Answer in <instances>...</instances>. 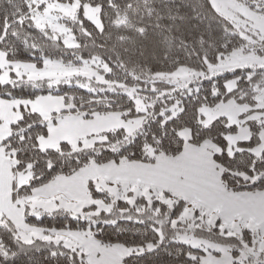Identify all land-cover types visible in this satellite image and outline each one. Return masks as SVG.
<instances>
[{
	"label": "snow or ice",
	"instance_id": "snow-or-ice-1",
	"mask_svg": "<svg viewBox=\"0 0 264 264\" xmlns=\"http://www.w3.org/2000/svg\"><path fill=\"white\" fill-rule=\"evenodd\" d=\"M208 2L213 12L221 15L233 28H239L238 23L221 14L217 0ZM49 7L37 5L38 10L45 12ZM83 7L84 5L77 9V15L73 19H79V11ZM256 8L259 10L261 4L257 3ZM246 14L257 22L251 26L245 24L243 32H230L226 24L224 33L228 36L239 35L247 44H264V12L248 11ZM84 20L103 32L102 22L96 25V21L87 13L84 14ZM84 20H79L81 29L85 35L90 36L87 29L83 28ZM50 23L51 21H46L41 24L36 21V27L43 32L45 39L48 38V33L44 28ZM9 26V22L5 20L4 35L0 36V42L6 39ZM144 31L146 30L141 29V34ZM248 31L253 35L248 36ZM253 37H258V41ZM51 39L56 41L57 37L53 36ZM62 43L65 47L81 46L78 41L72 45L66 40ZM230 43V39L222 42L214 58L204 55L203 67L200 69L177 62L176 67L170 71L151 73L154 78H172L171 83L176 84L173 91L188 88L193 83V77H201L199 84L195 85L197 95L206 80L210 82L209 94L213 99L220 97L222 93L225 96L223 101L200 105L196 109L197 123L202 130L211 129L217 121L222 120V130L217 136H199L197 139V134L189 126L183 129L173 128L178 146L171 154L165 147V132L160 136L153 133V143L141 145L140 151L144 158L137 160L122 155L123 148L118 147L116 141L110 147L107 146V135L93 143H88L86 139L75 144L68 139L54 142V134L64 126L61 115L75 117L77 108L75 97H67L71 102L66 103L65 95L53 96L50 90L56 86L59 91L57 82L48 84L49 91H37L35 95L13 96L11 91L0 95V110L6 107L15 116L5 121L0 115V173H6L8 177L6 184L0 182V264H16L19 255L31 250L46 251V258L58 261V264H140L145 257L157 253L166 243L190 249L184 252L185 260L190 264H264V221L254 223L245 215V212L253 210L264 214V120L260 118L264 116V103H261L264 101V86L261 84L264 80V57H252L251 52L245 51L243 44L229 50ZM38 50V46L33 45L31 55L34 57ZM8 55V52L0 51V56L6 60ZM234 57L239 62L230 63ZM80 60L83 64L87 63L83 57ZM7 62L31 68L40 78L55 74L57 67L61 69V74L80 72L87 75L83 69H68L64 67L62 60L52 61L50 58L42 57L39 67L34 60ZM222 64L229 66L224 71H217ZM50 65L53 71H42ZM238 70H247V74L241 77L237 74ZM12 73H15L14 77ZM12 73H9L8 80H0V87L7 85L15 90L22 83H27V80H33V76L29 74L27 80L21 82V73L16 68L12 69ZM226 73H231V77ZM98 79L102 80L103 77ZM220 79L222 84L218 87ZM242 81L245 88L240 87ZM165 82L167 81L164 79H153L151 90L155 92V85ZM79 86L86 91H93L87 85ZM36 87L33 80V88ZM249 90L252 92L253 104L246 102ZM192 92L193 89L188 88L187 95H192ZM233 93L239 95L233 97ZM207 98L206 95L204 99ZM56 100L61 106L52 107L49 112L41 111L38 107ZM241 101L245 103L241 105ZM229 102L240 107L234 119H230L227 114L230 110ZM221 103L224 104L225 112L204 123V109L215 108ZM176 105L180 106L179 112L170 108L166 115L164 110L160 111L157 118L160 119L161 128L183 114V101L177 100ZM79 107L83 108V104ZM143 110L136 109L137 112ZM92 115L97 113L93 112ZM86 116L88 112H81V118ZM5 129L6 135L3 134ZM104 131L110 132L112 129ZM125 131L123 139L127 140L128 136L133 135V130ZM135 139L133 136L130 142ZM97 143H104L106 146L102 151L86 154L83 164L80 157L75 156V163L80 165L79 168L73 169L68 175L62 170L58 171V165L65 163L60 159L65 155V148L69 158H72L74 153L93 149ZM189 147L198 151L188 156ZM104 152L113 153L119 159L103 162L117 170L114 175L106 177L103 193L96 179L90 177L85 181L80 196L73 195L76 188L73 182L75 175L82 172L89 163L99 167L97 157ZM245 155L249 157L246 167L231 166L238 157ZM131 156L135 157L136 153L132 152ZM162 161H167V165L162 166ZM125 163L139 165L145 171L141 175L134 169L122 170L121 166ZM196 165L207 176V183L203 186L197 179ZM238 187L244 191L237 190ZM57 215L68 217V222L59 228L30 222V218L40 221L43 217L54 218ZM121 224L139 227L129 232L126 227H120ZM109 229L118 236L130 233L132 239L123 242L106 241L102 233ZM165 229L173 235H168ZM197 232H215L221 240H209L197 235ZM246 236L248 239H245ZM222 241L233 243L225 244ZM182 248L177 250L181 251Z\"/></svg>",
	"mask_w": 264,
	"mask_h": 264
},
{
	"label": "trees",
	"instance_id": "trees-1",
	"mask_svg": "<svg viewBox=\"0 0 264 264\" xmlns=\"http://www.w3.org/2000/svg\"><path fill=\"white\" fill-rule=\"evenodd\" d=\"M31 1L0 0V36L4 35L5 20L10 25L7 29L6 39L0 42V51L9 53L6 61L32 62L34 60L38 67L42 57L50 58L52 61L62 60L63 65L72 67L83 65L80 57L86 61L96 58L103 65H106L108 72L101 71L100 73L103 74L105 81L111 84L112 90H101L95 87L92 92H89L76 84H68L63 81L57 82L59 91H57L56 86L50 91L56 97L65 95L66 103L71 102L67 97H75L76 117L82 120H92L106 115H118L124 122L142 119L141 125L132 136H128L127 140L123 139L126 135V131L123 129H114L99 135V138L108 136L107 146L110 147L112 142L116 141L118 142L117 146L123 148L122 155H128L130 159L137 160L144 158L140 151L141 145L153 143V133L157 136H160L162 132L167 133V136L163 138L166 142L165 147L171 154L178 146L173 128L183 129L185 126H189L197 134V139L199 136L215 138L222 130V120L217 121L211 129L207 130H202L197 123L196 109L200 105H212L216 104L217 100H225L223 93L220 97L213 99L209 94V81H204L199 95L195 92V85L199 84L201 79L195 81L192 95L189 96L187 95L188 92L182 88L173 91L176 89V84L171 83L165 77L154 78L151 75L156 71H170L176 67L177 62L181 65L200 69L203 67L202 57L208 55L210 59L214 58L216 51L225 40L230 39L231 41L229 50L242 44L245 45L239 35L228 36L224 33L223 29L226 24L230 32L236 31L231 24L213 12L208 0H77L80 5L99 7L100 21L103 24V32H101L95 25L84 20L82 10L79 11L78 20L66 21V25L71 29L70 32L74 36V42L78 41L81 45L78 48L65 47L61 39L53 41L51 39L52 33L47 29L44 30L48 33V38L45 39L43 32L37 29L33 21L32 8L37 7V5L30 3ZM51 1L57 0H48V2ZM239 1H243L255 10H257V3H260L261 8L257 11L264 12V2L260 0ZM109 4L112 6L109 7ZM42 5L45 6L44 3ZM79 20H84L83 28L87 29L91 34L90 36L83 33ZM141 29L146 31L141 34ZM14 33L15 35H13ZM33 45L38 46L39 49L35 51L34 57L31 55ZM11 65L16 64H10L8 67L10 71ZM237 74L243 77L247 74V70L244 72L238 70ZM12 75L14 77L15 73ZM226 75L231 77L232 74L226 73ZM153 79H164L167 82L156 84V91L153 92L151 90ZM26 80L23 77L21 82ZM84 80L80 78V81ZM34 82L37 85L36 88H33V81L29 80L15 90L5 85L0 87V95L7 91H11L13 96L35 95L37 91L47 92L49 91L48 84L54 81L39 80ZM221 84L222 79L217 82V86L219 87ZM261 84L264 86V80L261 81ZM240 87L245 88L243 81ZM127 93L131 95L129 96ZM206 95L207 100L204 99ZM238 95L239 93H233V97ZM251 96L252 92L249 90V98L246 101L248 104H253ZM136 98L154 106H147L145 111L137 112ZM177 100L183 101L185 109L183 114L161 128L160 119L157 118L160 111L164 110L167 115L170 106ZM243 103L245 102H240L241 105ZM81 104H83V108L79 107ZM84 111L88 112V116L81 118V112ZM93 112H96L97 115L93 116ZM125 112L128 114L124 115ZM63 116L61 115L60 118ZM133 136L136 139L134 142H130L133 140ZM125 144L127 147H124ZM105 146L104 143H97L95 148L76 152L72 158H69L67 148H65V155L60 158L65 163L58 165V171L62 170L65 175L70 174L73 169L80 167L79 164L75 163V156H79L81 164H83L86 154H91L97 150L102 151ZM132 152L136 153L135 157L131 156ZM110 159H119V157L110 152H104L102 156L97 157L100 166L105 165L103 162ZM248 162L249 157L245 155L238 157L231 166L244 168ZM89 166H93V164L89 163L85 165V168ZM237 190L244 191L243 188L239 187ZM30 222L45 227L59 228L68 222V217L57 215L54 218L43 217L40 221L30 218ZM120 227H126L131 232L139 226L121 224ZM165 231L168 235H173L167 229ZM205 234L207 233L205 232ZM102 237L106 241L111 240V242H123L132 239L130 233L118 236L111 229L102 233ZM210 239L219 241L221 237L212 232ZM245 239L248 237L246 236ZM222 243L229 244L233 241H222ZM178 248H182V246L166 243V245L161 246L157 253L145 257L140 264H190L184 257V252L190 249L182 248L181 251H178ZM47 255L46 251H27L18 256L16 264H58V261L47 259Z\"/></svg>",
	"mask_w": 264,
	"mask_h": 264
},
{
	"label": "rangeland",
	"instance_id": "rangeland-1",
	"mask_svg": "<svg viewBox=\"0 0 264 264\" xmlns=\"http://www.w3.org/2000/svg\"><path fill=\"white\" fill-rule=\"evenodd\" d=\"M261 2H264V0H260ZM30 3L33 4H45V6H50L48 8V11L45 12L43 10H38L37 7L32 8V18L33 21L36 25V21H39L41 24H44L46 21H51L49 26H46L44 28L49 30L52 33V36H56L57 39H61L62 41H67L68 44L72 45L75 44L73 36L71 32L69 31V27L66 25V21L73 20V17L77 15V9H80L82 5L79 4L77 0H71V1H51L48 2V0H32ZM217 7L220 10L221 14L223 16H227L229 19L234 20V22L239 24V28H233L236 32H243L244 31V26L245 24H248L251 26L253 23L257 22L254 20V18L249 17L246 13L248 11H257L255 9L250 8L248 5H246L243 1L239 0H217ZM54 9H60L59 11H54ZM82 14L84 16L85 13L89 17H91L92 20L96 21V25H99L101 23L100 21V16L99 12L100 9L97 6H91V5H84V7L81 9ZM244 13V14H242ZM57 16H63V19H55ZM221 16V15H219ZM232 25V24H231ZM233 27V26H232ZM248 36H252V32L248 31L246 33ZM254 40L258 41V37H253ZM245 51L246 52H251L252 57H264V44H261L259 42L254 43V44H247L245 42ZM67 48H73V47H67ZM251 58V57H250ZM239 60L237 58H232L230 63H237ZM10 64L6 61V59L3 56H0V80H8L9 78V73L12 71L13 68H16L17 71L21 73L20 80L25 77L27 79L28 75L31 74L33 76L34 81H41V80H52L54 82H66L68 84L73 83L76 84L77 86L79 85H87L89 88H99L101 90L109 89L112 90L113 88L111 87L110 83H107L104 79V76L101 71L107 73L108 72V67L106 65H103L99 59H91L87 61L86 64H83L78 67H72V66H66L68 69L71 68H77V69H83L87 75L82 74L80 72L73 73L71 75L67 74H61V69L57 67L55 74L50 75L46 78H40L39 75L31 68H25L24 66H18V65H11L12 69H8ZM229 64H222L220 67L217 69V71H224L226 67H228ZM44 72H51L53 71L52 66L50 65L48 68L42 69ZM98 77H103L102 80L98 79ZM80 78L85 79L84 81H80ZM166 79L170 80L172 78L170 77H165ZM202 79L201 77H193V83L188 85V88H194L193 84L195 81ZM29 80V81H33ZM177 81L180 82V78L177 77ZM184 83H187V80L183 81ZM96 85V86H95ZM80 87V86H79ZM188 88H182L188 92ZM139 101V103H137ZM142 99L136 98L135 102L137 103V108H143L144 111L146 107L150 104H147L143 101ZM261 103H264V101H261ZM255 107V106H254ZM172 111L179 112V106L176 105V102L170 106ZM228 108L230 109L228 111V116L230 119H234L236 117V113L240 111V107H238L235 104H232L229 102ZM205 120L204 123L210 122L215 116L217 115H222L225 112V107L224 104L221 103L215 108H205ZM249 113H246V115ZM262 117V116H261ZM142 119H137V120H132L128 123L127 129L128 130H133V133L137 128L141 125ZM187 134V132H185ZM195 150L192 147H189L187 150V155L191 156L193 153H195ZM168 162L164 163L162 166H166ZM164 170H167L166 168ZM195 170L197 173V179L199 181V184L203 186L204 184L207 183V176L204 175L201 170L199 165L195 166ZM98 184H100V187L103 191V186L104 182L101 180L98 181L96 180ZM197 235L206 237L209 240L211 234L205 232H197Z\"/></svg>",
	"mask_w": 264,
	"mask_h": 264
},
{
	"label": "crops",
	"instance_id": "crops-1",
	"mask_svg": "<svg viewBox=\"0 0 264 264\" xmlns=\"http://www.w3.org/2000/svg\"><path fill=\"white\" fill-rule=\"evenodd\" d=\"M60 106L61 105L58 100L38 105L39 109L44 112H49L52 107ZM0 115L5 118V121L15 118L12 113H9L7 111L6 107L0 110ZM260 118L264 120V116ZM60 119L64 126L54 134V142H58L60 139H68L73 144L82 139H86L88 143H93V141H97L100 139L98 136L105 133V129H123L125 131L129 123L124 122L118 115H106L96 117L92 120H82L76 116L72 118L63 116ZM3 134H7L6 129L4 130ZM185 136H187L186 133ZM192 151L197 152L198 150L195 149ZM166 162L167 161H162V165ZM121 168L122 170L134 169L137 174L141 175L145 171V169L139 165H128L127 163L122 165ZM116 171L117 170L114 169V167L111 165H101L99 167L93 165L85 168L82 172L77 173L74 177L73 182L76 185V188L73 192V195L80 196V194L83 192L85 181L90 177L95 178L98 181L101 180L102 182H106V177L114 175ZM7 181L8 177L6 173H0V182L6 184ZM245 215L249 218L250 221H253L254 223H260L261 221H264V214H261V212L256 210H253L252 212H245Z\"/></svg>",
	"mask_w": 264,
	"mask_h": 264
}]
</instances>
